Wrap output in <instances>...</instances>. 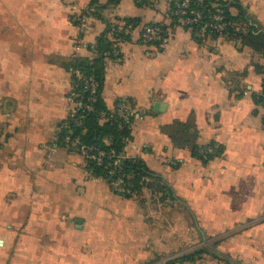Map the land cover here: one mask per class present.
<instances>
[{"label":"crops","instance_id":"1","mask_svg":"<svg viewBox=\"0 0 264 264\" xmlns=\"http://www.w3.org/2000/svg\"><path fill=\"white\" fill-rule=\"evenodd\" d=\"M91 1L0 0V264H264V109L253 98L264 56L225 37L197 42L172 25L169 0H120L83 31L72 16ZM238 3L264 27V0ZM128 20L139 27L105 58L101 99L145 112L125 152L172 195L116 194L55 140L74 59L97 57L107 26ZM152 23L169 27L166 46L140 42ZM175 122L223 153L193 157L163 132Z\"/></svg>","mask_w":264,"mask_h":264},{"label":"trees","instance_id":"2","mask_svg":"<svg viewBox=\"0 0 264 264\" xmlns=\"http://www.w3.org/2000/svg\"><path fill=\"white\" fill-rule=\"evenodd\" d=\"M119 1L120 0H107V3L103 5L100 4L99 0H92L89 5L94 6L95 10L91 14V17L95 16L101 18L105 8L109 5H116ZM174 1L175 0H169L168 13L171 17L172 25L177 26L176 17L173 14ZM138 4L150 6V0H145ZM233 7L236 9V13L232 12L231 9ZM199 9L203 13L201 23L194 24L191 28L187 26L184 27V29L191 32L192 36L194 35V31L205 22L212 19V16L220 14L225 17V21L228 22L229 25L223 32L212 31L208 42L218 37H225L229 40L239 42L241 45L249 46L264 56V27L249 14L244 6L238 3V0H235V2L229 0H203L202 3L199 4ZM81 12L72 16L77 26L85 16V14ZM91 17H86L85 21ZM126 22L138 24L135 20H128ZM152 24L162 26L168 35L169 27L166 24ZM110 25L111 24L107 26L106 32L98 39L97 45L94 48L97 57L91 59L75 58L72 64V87L78 94L77 102L81 107L74 116H68L62 123L63 127L58 133L57 141L60 144L71 147L77 152H80L81 146H85L87 149L97 147L106 151L114 149L117 152H122L125 150L127 143L132 137V126H130V122L121 119H110L109 116L111 111L105 107L101 99V91L104 83V61L105 58L112 57V51L114 49V42L108 36ZM123 37L126 38V41L129 39V36ZM195 40L204 44L199 39ZM76 71H79L83 77H92L97 82L96 99L94 101H90L92 95L85 89L84 78L79 77ZM253 98L255 102L260 104L264 109V79L262 83V92L260 94H255ZM121 101L127 102L125 100H119L118 102ZM88 104H91L93 107L91 111L86 108ZM77 120L81 121L80 125L77 124ZM163 132L167 133L175 144L187 143L192 156L200 159L204 163H207L215 156H219L223 153V147L216 142H211L206 145H199L192 142V137H194L195 134H189L187 126L183 123L175 122L171 126L164 127ZM67 136H70V142L66 141ZM75 139H77L78 142L75 143ZM86 165L87 169L94 177L103 178L106 182L111 181L117 176H110L108 174V169L104 165H98L94 161H86ZM121 168V172L118 171L117 174L120 175L124 173V182L129 189L128 193L121 196L131 198L137 195L146 185L152 187L157 192L159 191L172 195L171 188L167 182L161 176L150 171L142 159L127 158L123 161ZM188 257L189 256L184 258ZM182 259L179 261H182Z\"/></svg>","mask_w":264,"mask_h":264},{"label":"built area","instance_id":"3","mask_svg":"<svg viewBox=\"0 0 264 264\" xmlns=\"http://www.w3.org/2000/svg\"><path fill=\"white\" fill-rule=\"evenodd\" d=\"M145 0H136L137 3L143 2ZM163 0H150V6L151 7H157L161 4ZM203 0H175L174 1V16L176 17V23L178 27L184 28L189 27L191 28L194 24H199L202 21L203 13L199 9V4L202 3ZM95 7L94 6H86L82 12L85 14V16L82 18V21L78 25L79 28L83 31L88 29V23L85 21L86 17H91L92 13L94 12ZM81 12V13H82ZM228 22L225 21V17L220 14H216L212 16V19L205 22L203 25H201L199 28H197L194 31V38L201 40L203 43H207L210 39V34L212 31L215 32H223L227 26ZM108 32L109 38L114 42V49L112 51V57L118 58L120 56V47L121 45L126 42V38L123 36H129L130 33L137 27H139V24H135L134 22H117L111 24ZM139 40L141 43L146 45H160V46H166L167 42L169 40V37L167 35L166 30L159 25L154 24H148L144 25L140 29L139 34ZM76 74L79 77H83V75L76 71ZM85 81V89L91 93L90 101H94L96 99V91H97V82L92 78L83 77ZM78 94L74 90V88H71V91L68 95V102L71 105V110L69 112V116H74L77 112V110L81 107L80 104L77 102ZM86 108L91 111L93 109L91 104L86 105ZM145 114L144 111H140L135 109L131 106V104L121 101L117 102L114 109L111 111V114L109 116L110 119H121L124 121L130 122V126H133V124L136 122V120L142 118V116ZM78 125L81 124L80 120L76 121ZM62 125L59 129V131L62 129ZM55 136V140H58V133ZM66 141L70 142L71 138L70 136L66 137ZM78 142L77 139H75V143ZM85 159V161H94L98 165H104L108 169V174L110 176L117 175L114 179L111 181H108L110 188L114 193H117L119 195H123L125 193L129 192V189L126 187L124 182V173L123 174H117L118 171L121 172V167L123 164V161L127 158H130L127 153L124 151L117 152L114 149H111L109 151L94 147L87 149L85 146L80 147L79 152ZM89 174L93 179H100L106 182L103 178H97L92 175V173L88 170Z\"/></svg>","mask_w":264,"mask_h":264},{"label":"water","instance_id":"4","mask_svg":"<svg viewBox=\"0 0 264 264\" xmlns=\"http://www.w3.org/2000/svg\"><path fill=\"white\" fill-rule=\"evenodd\" d=\"M77 222H79V223H80V220H77Z\"/></svg>","mask_w":264,"mask_h":264}]
</instances>
